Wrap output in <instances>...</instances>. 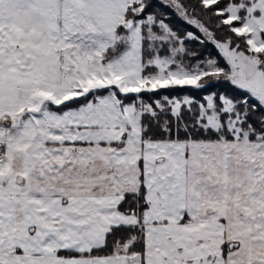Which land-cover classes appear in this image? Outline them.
<instances>
[{
    "label": "snow or ice",
    "instance_id": "snow-or-ice-1",
    "mask_svg": "<svg viewBox=\"0 0 264 264\" xmlns=\"http://www.w3.org/2000/svg\"><path fill=\"white\" fill-rule=\"evenodd\" d=\"M0 264H264V0H0Z\"/></svg>",
    "mask_w": 264,
    "mask_h": 264
}]
</instances>
